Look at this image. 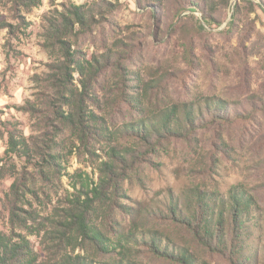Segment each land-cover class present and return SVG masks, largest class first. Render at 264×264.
I'll use <instances>...</instances> for the list:
<instances>
[{
    "label": "rangeland",
    "instance_id": "rangeland-1",
    "mask_svg": "<svg viewBox=\"0 0 264 264\" xmlns=\"http://www.w3.org/2000/svg\"><path fill=\"white\" fill-rule=\"evenodd\" d=\"M99 1L41 0L19 13L11 0L0 5V22L13 26H0V231L26 237L40 261L79 254L108 259L87 244L60 240L55 228L77 195L74 187L87 179L99 182L114 145L135 156L118 179L119 195L94 215L112 241L132 231L152 233L162 247L187 248L199 264H238L159 214L171 204L182 208L196 189L227 200L242 186L257 202L243 232L244 255L250 264H264V0H106L112 12L69 38L100 74L84 92L75 72L73 95L53 79V105L68 116L73 110L65 103L79 102L84 117L93 112L99 127L116 133L109 139L91 135L88 122L74 127L54 106L53 118L23 109L31 103L46 112L51 92L44 80L65 61L58 47L45 42L46 17L64 4ZM208 99L223 100L234 120L158 147L120 134L125 125L169 108H204ZM249 110L252 120L237 117ZM14 127L30 138L29 157L6 154ZM138 241L129 255L139 264H178L153 256Z\"/></svg>",
    "mask_w": 264,
    "mask_h": 264
},
{
    "label": "trees",
    "instance_id": "trees-1",
    "mask_svg": "<svg viewBox=\"0 0 264 264\" xmlns=\"http://www.w3.org/2000/svg\"><path fill=\"white\" fill-rule=\"evenodd\" d=\"M11 1L14 2L16 13L21 10L28 11L41 5V0ZM155 1L159 2L160 0ZM2 3L3 0H0V5ZM62 6V10H56V15L52 14L46 17L45 42L50 48L58 47L65 59L55 68L54 73L57 75L54 77L52 66L51 73L44 80V88L51 92L45 97L47 98L46 112L31 103L23 109L48 114V118L51 116L53 118L54 106L55 113L72 123L74 127H79V124L84 126V122H88L91 135L96 134L97 139L104 137L109 139L111 135L116 136V133H109L104 130L105 128L99 127L97 125L99 117L93 112H89V115L84 117L85 111L79 102L65 103V106H71L73 110L68 116L63 111L58 112L57 105H53V82L57 81L60 89H68L72 95L74 94L72 86L75 72H78L82 77L81 84L84 92L88 91L90 85L95 82L101 69L89 61L84 62L80 57V52L72 49L69 38L77 33L90 31L94 24L112 12V5L103 0L93 4L70 3ZM22 20L24 26L25 19ZM0 26L1 28H13L6 22H0ZM62 98L64 97L61 96ZM58 100L61 106V100ZM226 105L221 99H208L204 108L197 109L190 105L169 108L154 118L125 125L120 134L124 135L122 132H125L127 136L147 147H158L170 139H188L198 130L205 129L213 123L233 121V114L228 113L229 109ZM244 114L237 117L246 120H252L254 117L252 110L244 111ZM16 128L14 127L9 133L6 154H23L29 157L30 138L21 134ZM134 156V152L130 154L110 145L109 160L102 162L99 168V182L94 183L87 179L82 182L79 188L74 187L77 190L75 199L71 201L66 213L61 217V221L56 222L60 226L59 229L55 228L60 240L78 243L80 246L87 244L98 254L110 256L108 259L98 260L95 256L79 254L66 255L56 262L53 260L40 261L26 237L0 231V264H139L129 255L130 245L138 240L150 254L160 259H169L178 264H199L187 248L176 247L174 250H170L166 246L162 247V240L152 233L143 236L132 231L133 234H124L116 241H112L96 224L95 213L100 210L102 205L108 206V203L113 202L119 195L118 179L125 177L126 170L133 167ZM50 157L53 158V155ZM13 188L18 189L19 184L16 182ZM184 203L182 208L171 204L166 212H160L159 218L162 221L186 227L205 246L229 254L232 261L235 260L238 264H250L249 258L244 255L243 232L247 217L251 215V210L257 206V202L246 189L242 186L234 187L227 200L219 199L216 195L214 197L205 190L196 189L191 192ZM94 206L97 207V210ZM15 216L18 215L13 213L12 221L14 222ZM17 218L19 219V217ZM115 255L117 257H114Z\"/></svg>",
    "mask_w": 264,
    "mask_h": 264
}]
</instances>
